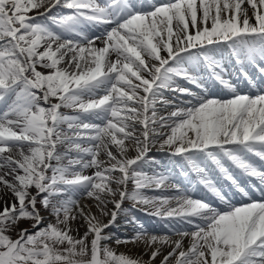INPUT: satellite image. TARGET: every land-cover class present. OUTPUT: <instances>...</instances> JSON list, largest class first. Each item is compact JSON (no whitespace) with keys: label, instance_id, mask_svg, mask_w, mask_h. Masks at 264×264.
<instances>
[{"label":"snow or ice","instance_id":"snow-or-ice-1","mask_svg":"<svg viewBox=\"0 0 264 264\" xmlns=\"http://www.w3.org/2000/svg\"><path fill=\"white\" fill-rule=\"evenodd\" d=\"M225 50L255 95L226 78ZM245 65L264 76V0H0V264H154L165 247L160 264H264V88ZM202 70L231 97L209 98ZM153 148L210 197L146 172ZM125 201L170 229L126 221L115 243L147 260L108 244Z\"/></svg>","mask_w":264,"mask_h":264},{"label":"rangeland","instance_id":"rangeland-1","mask_svg":"<svg viewBox=\"0 0 264 264\" xmlns=\"http://www.w3.org/2000/svg\"><path fill=\"white\" fill-rule=\"evenodd\" d=\"M99 2H101V1H99ZM144 8H146L145 10H148L147 4L144 5ZM56 11H57L56 9H53V12H56ZM61 11L64 13H67L69 10L62 9ZM104 27H111V26H104ZM85 31L89 37H93L97 34V31H103V27H99V29H97V28L85 29ZM183 83H184V81H183ZM165 95L167 98L172 99V95H173L172 93H165ZM207 96L209 98L215 97V98H219V99H228L231 97V93H229L227 90L215 87V89L212 90V92H210L209 94H207ZM62 111L70 114V110L62 109ZM61 150H63V149H61ZM149 156L154 157L155 161L157 162V167L153 169L152 173L155 171H159L160 168H162L165 165H168L169 167H167V168L173 170L175 172V175L178 177V172L181 171V166L179 164L175 163V161L171 160L164 152L159 151L157 148H153L151 150V152L149 153ZM176 159L179 160V158H176ZM155 163H150V164L145 165L144 170L149 173L150 169H147V168L154 166ZM91 171L92 170H87L86 174H91ZM150 174H151V172H150ZM145 190H147V189H145ZM150 190H156V189L152 188ZM147 195L152 196V195H156V193H148ZM172 195L166 194V196H172ZM81 201L82 202H80V203H83L85 200L82 199ZM89 202L92 205V207H94L93 202L92 201H89ZM232 202H233V200H232ZM247 202H249V201L248 200H235L233 202V204L236 206H243ZM84 203L86 205H89L86 202H84ZM132 204H133L132 201H125V203L123 204V207L125 209H128V212L123 214V216H126V220L124 221V223L122 222L121 224H119L121 231L120 230L114 231V230H112V228L107 230L108 232H110L112 234V240L108 241V244L110 247L113 248V250L117 254L123 253V254L133 256V257L141 256L144 260H147L148 256L144 255L145 248H144V245H142L143 243L136 242V243L116 244L115 241H113V240H116L117 238H119L120 240H130L135 235L136 230H137V225H136V227H134L135 224L126 223V221H128L131 217H135L137 221L140 218V215L134 209L128 208V205L131 206ZM43 214L46 217V222L52 220L51 217H48L47 213H43ZM130 214H133L134 216H130ZM147 218L148 219L145 220V222L143 223V226L149 233L156 234V235H165V234L171 235L170 229L166 226V221L160 220L159 218L154 217V216H150ZM29 226H30L29 222H24L21 224V227L28 228ZM185 227H187V226H185ZM83 232H84V229L81 228L80 234H83ZM12 235L16 238L15 233H13ZM141 248L143 249V254L139 255L138 252H139V250H141ZM168 250L169 249L167 247H165L163 252H162V255L160 257H157V260L154 262V264H156V262H157V264H160V260L163 258V255L167 254Z\"/></svg>","mask_w":264,"mask_h":264},{"label":"bare ground","instance_id":"bare-ground-1","mask_svg":"<svg viewBox=\"0 0 264 264\" xmlns=\"http://www.w3.org/2000/svg\"><path fill=\"white\" fill-rule=\"evenodd\" d=\"M142 1L143 0H132V3L133 4H135L137 7H139L140 6V4L142 3ZM162 2H164V0H161ZM152 3H154V4H159L160 3V0H152L151 1ZM146 9V8H145ZM103 31H97V34L96 35H100L101 33H102ZM95 35V36H96ZM97 44L99 45V42H97ZM245 67V66H244ZM236 68H240V66L239 65H237L236 64ZM228 76V77H227ZM227 76H226V78H229L233 83H235V84H237V86H239L241 83H243V84H248V81L247 80H245L244 78H242V77H239V78H237L233 73H231V74H227ZM239 76H240V74H239ZM249 76L256 82V75H252V74H249ZM209 78H207L206 79V81L207 82H210V80H208ZM249 88V90L250 91H253L254 89L252 88V87H248ZM194 91H200V90H194ZM256 93V92H255ZM166 111H167V109H161V112L162 113H166ZM167 168V167H166ZM171 175H172V177H174L175 178V176L171 173ZM242 180H246V178H241ZM170 182H173V183H177L176 182V180L174 179L173 181H170ZM190 188L188 189V192L193 196V198H199V197H197V196H195V195H193L192 194V189H193V183H190ZM156 190H158L159 192H162V190H160V189H156ZM163 191H172L173 193H175V190L174 189H172V188H166V189H163ZM251 191V190H250ZM176 194V193H175ZM161 195H163V194H161ZM160 196V195H159ZM84 202H86L87 204H89V206L90 207H92V205L87 201V200H85ZM81 203L82 205H86L85 203ZM216 203V202H215ZM171 206H173V207H175L176 206V204H175V202L171 205ZM112 206L110 205V208H111ZM92 211L95 213V211H96V209H95V207H92ZM119 220H123V218L121 217V215L120 216H118V218H117V221H119ZM124 223V222H123ZM117 224H115L112 228H117V226H116ZM120 235V234H119ZM143 245V244H142ZM169 251V250H168ZM139 255H142L143 254V249L141 248V250H139ZM156 264H157V262H156Z\"/></svg>","mask_w":264,"mask_h":264}]
</instances>
